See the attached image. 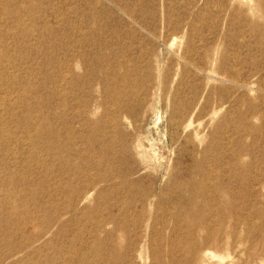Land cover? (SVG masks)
I'll list each match as a JSON object with an SVG mask.
<instances>
[{
	"label": "rangeland",
	"instance_id": "1",
	"mask_svg": "<svg viewBox=\"0 0 264 264\" xmlns=\"http://www.w3.org/2000/svg\"><path fill=\"white\" fill-rule=\"evenodd\" d=\"M0 264H264V0H0Z\"/></svg>",
	"mask_w": 264,
	"mask_h": 264
}]
</instances>
